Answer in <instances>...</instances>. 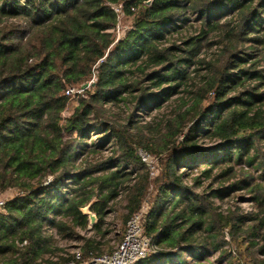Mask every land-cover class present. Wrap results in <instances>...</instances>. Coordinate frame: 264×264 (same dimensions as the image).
Here are the masks:
<instances>
[{"label":"trees","instance_id":"obj_1","mask_svg":"<svg viewBox=\"0 0 264 264\" xmlns=\"http://www.w3.org/2000/svg\"><path fill=\"white\" fill-rule=\"evenodd\" d=\"M113 5L130 22L119 41ZM193 22L199 31L182 39ZM175 34L179 43L170 42ZM214 45L217 58L202 57ZM261 62L264 0H0V197L18 194L0 213V264L70 260L46 229L68 239L77 228L89 232L81 209L95 197L94 235L79 238L85 257L102 255L103 221L121 196L123 225L143 213V234L156 244L140 264H213L216 254L221 263L264 264ZM85 84L66 117L67 90ZM173 96L168 114L140 121ZM120 104L134 109L125 123L107 109ZM95 134L111 156L78 164L98 153L86 143ZM140 150L157 159L155 179ZM238 171L242 182L196 192ZM232 191H247L258 212L220 213L210 197Z\"/></svg>","mask_w":264,"mask_h":264},{"label":"rangeland","instance_id":"obj_2","mask_svg":"<svg viewBox=\"0 0 264 264\" xmlns=\"http://www.w3.org/2000/svg\"><path fill=\"white\" fill-rule=\"evenodd\" d=\"M191 24H194L192 30L188 29V27H186L183 30V37L182 39H185L187 36H191L194 34V32L199 31V24H197L196 22H193ZM118 29H117V38L120 34L121 38L124 37V33L127 31V29L130 27V22L128 21V19L126 18V16H121L120 21H119V25H118ZM191 30V31H190ZM189 31V33H188ZM179 36L177 34H175L173 36L174 39H172L170 42H174V41H178ZM215 40V38L212 36L210 38V41ZM179 43V41L177 42ZM167 46H170V43L167 44ZM217 46H210V47H206L203 48L201 50V55L202 57L205 56L206 58H208V60L211 59H216V53H217ZM180 57H183V55H179ZM199 65H193V63L190 65L189 69L192 71L195 68H198ZM260 68H264V62L260 63ZM203 72V70H201ZM84 95V93H78L74 99L71 100V103L69 104L68 109L65 111L64 115L66 117L70 116L73 112V109L75 107L78 106L79 104V99L82 98V96ZM176 100V96L171 97V99L165 101L163 108L158 111L156 109H146L145 111H143L145 114L140 113V121H142V123L144 124L145 122H152L154 118L160 117L163 114H168L171 110L170 104L172 102H175ZM107 109L109 110L110 113V119L112 121H116L118 123H125L127 122V120L129 119V117L132 115V113L134 112V109L131 106H124L123 104H120V106H107ZM109 116V115H108ZM98 135H93L90 139L87 140V144L89 146H91L92 144H97L99 145V149H98V153L95 154H89V151L85 152V155L82 156L81 160L78 161V164H82V163H87L89 165H96L98 163H102L105 162L110 156H111V152L109 150V147L111 146V144H107L105 142H101L100 139H98ZM207 143L203 142V144H205L203 147H212L213 144L209 143L208 141H206ZM93 148V147H92ZM90 149V148H89ZM81 150V148H80ZM79 152L78 151H74L73 155L75 156V154H77ZM153 157V156H152ZM154 158V157H153ZM157 166V159H153ZM193 176H198V175H193ZM245 176L242 175L241 171H238V174L236 175V177H232L229 178L227 180H221V182L219 183H213L210 180H206L203 181V185L201 188H197L196 192H200L202 194H206V195H211V193L214 191H220L221 188L224 187H228L231 186L232 184H235V182H242V180H244ZM155 179V178H152ZM189 182V181H188ZM190 183V182H189ZM17 192L15 190H9L7 191L4 195L1 196V198H3L4 200H11L13 198H15L17 196ZM251 195L247 192V191H232L228 197H226L223 201L221 199H218L217 197H210V200H212L215 203V206L217 208H219V212L227 215L229 213V211H235L236 208H240V213L242 214H251V213H256L258 212L256 209V206L254 205L253 202H251L250 200ZM94 200H98L96 197L94 198ZM122 200V196L120 198H118L117 202L119 203V206H115V203L111 202L110 207L112 205H114V207L117 209H114L115 211H109V214H107L104 218L103 221V230L107 231L108 234L105 237L104 241L106 244L103 247V254L104 253H110L111 251H113L116 246L120 243V241L123 238V235L126 231V225H123V219H122V215L124 213V211L122 210V207L124 206V203H120ZM117 229V230H116ZM48 229H46V233H48ZM114 230H116L117 232H121L120 234V238L115 236V233L113 232ZM111 232V233H109ZM49 236L52 237V244L55 247H58L60 249H66V250H71L72 247L81 244V239L79 237H89L94 235V233H88L86 230L81 229V228H77L76 230V235L70 239L68 238H63V236H58L55 237L54 235H50L48 233ZM100 238V237H99ZM101 239V238H100ZM260 244H264V241H261ZM82 245V244H81ZM61 255V254H60ZM209 261L212 262L213 264H228L226 262H219V257L218 254L216 255H212L209 256ZM46 259V258H45ZM197 261H191V264H197ZM202 264H208L206 263L207 261H202ZM236 261H234L235 263ZM233 263V264H234ZM237 263V262H236ZM230 264V263H229Z\"/></svg>","mask_w":264,"mask_h":264},{"label":"built area","instance_id":"obj_3","mask_svg":"<svg viewBox=\"0 0 264 264\" xmlns=\"http://www.w3.org/2000/svg\"><path fill=\"white\" fill-rule=\"evenodd\" d=\"M118 18L123 17V7L121 5L112 6ZM119 27V26H118ZM118 29V28H117ZM121 39L119 34L117 41ZM90 85V84H88ZM85 88L75 89L69 88L66 92L68 96L75 97L78 93H84ZM139 156L142 163L149 170L151 178H155L158 174V166L153 160L155 158L145 151L140 150ZM6 200L0 197V213L4 209ZM142 214L139 213L132 217L126 227V231L123 235L122 240L116 246V248L110 253H104L102 255H89L85 257L82 250V242L71 248V250H66L67 253L72 255V258L64 263L59 262V258L56 256L47 257L49 260L55 262V264H140L151 252H156V244L152 238L146 237L143 234L142 228ZM88 233H92V227L88 225ZM47 232V231H46ZM48 233L57 237V233L53 229H49ZM23 245H26L24 242ZM64 257H67L66 253H61ZM40 264H46L44 261L39 260Z\"/></svg>","mask_w":264,"mask_h":264},{"label":"water","instance_id":"obj_4","mask_svg":"<svg viewBox=\"0 0 264 264\" xmlns=\"http://www.w3.org/2000/svg\"><path fill=\"white\" fill-rule=\"evenodd\" d=\"M89 87L88 84H85L83 88L87 89ZM50 181L54 180L53 176L49 177ZM96 200H93L89 205L86 207L82 208L81 211L82 213L87 216L89 225L93 228L99 221L98 216L95 212L92 211V205L95 203Z\"/></svg>","mask_w":264,"mask_h":264},{"label":"crops","instance_id":"obj_5","mask_svg":"<svg viewBox=\"0 0 264 264\" xmlns=\"http://www.w3.org/2000/svg\"><path fill=\"white\" fill-rule=\"evenodd\" d=\"M47 258V257H46Z\"/></svg>","mask_w":264,"mask_h":264}]
</instances>
